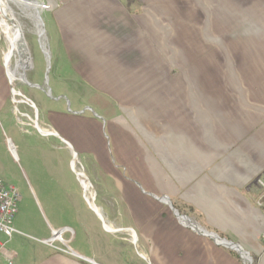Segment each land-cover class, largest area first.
Instances as JSON below:
<instances>
[{
  "label": "crops",
  "instance_id": "0c3cea01",
  "mask_svg": "<svg viewBox=\"0 0 264 264\" xmlns=\"http://www.w3.org/2000/svg\"><path fill=\"white\" fill-rule=\"evenodd\" d=\"M45 1L56 55L68 57L64 70L70 80L118 104L124 89H133L135 103L145 91L160 112L147 129L137 125L139 133L122 128L132 151L127 170L137 183L115 166L102 125L82 110L83 102H75L74 113L42 104L45 130L69 139L70 157L79 156L100 173L148 245L164 249L162 264H248L180 223L171 208L243 249L250 264H264V0ZM1 33L0 111L13 102ZM55 80H61L58 71ZM94 104L112 115L106 102ZM97 204L88 207L106 221ZM104 221V233L117 232ZM61 230L71 232L67 226ZM45 241L55 252L43 251L35 264H81L75 253ZM10 242L5 250L15 264Z\"/></svg>",
  "mask_w": 264,
  "mask_h": 264
},
{
  "label": "rangeland",
  "instance_id": "374dc122",
  "mask_svg": "<svg viewBox=\"0 0 264 264\" xmlns=\"http://www.w3.org/2000/svg\"><path fill=\"white\" fill-rule=\"evenodd\" d=\"M28 1L41 7L46 4L45 0ZM5 7L1 18L15 32L16 51L11 54L10 65L16 70L12 81L19 103L15 104L13 100L11 106L7 105L0 111V180L7 186L14 187L19 194L17 213L12 223L17 234L13 235L8 245V249L17 254L15 264H35L43 251L50 254L55 252L42 242L52 237L51 227L61 230L64 226L71 230L62 236L66 243L52 244L70 255L75 253L81 258L78 260L81 264H88L82 258H91L94 264H162L164 249L148 245L134 218L123 208L122 200L106 181L103 183L97 170L85 164L83 156V161L79 156L76 160L75 157H70V140L64 139L62 134L47 137L52 135L41 132L31 121L35 120L44 130L49 129L41 119L42 104L51 107L57 105L62 110L74 113L75 102H83L86 105L82 110L87 108L86 113L101 123V133L109 144L115 166L126 170L125 178L137 183V175L127 170L132 151L128 150L127 135L122 132V128L127 125L133 128L132 131L139 133L137 125L147 129L152 120L154 123L158 122L157 115L160 112L156 111V106L149 101V97L145 98V91L141 94L144 97L141 103L139 100L135 103L133 89H122L121 96L123 95L124 100L118 104L104 92L78 87L79 82L70 80L67 72L65 73L68 57L56 55L60 50L54 39L50 8H36L45 38L39 40L38 27L27 20L17 6L7 2ZM7 15H12L23 31L31 65L30 60L18 57L19 36L15 26L6 19ZM1 36L4 46L8 48L3 31ZM7 48H4V54ZM27 67L26 81L37 85L36 87H29L19 80V74ZM57 71L62 81L55 80ZM12 98L14 99L13 90ZM58 98L61 100L56 101ZM99 100L106 102L105 106L113 110L112 115L95 109L94 103ZM74 161L77 172H82V176H78L73 169ZM104 197L107 199L104 200ZM88 202L97 207H100L97 203H102L106 221L104 217L101 220L96 216L91 207H88ZM97 217L103 229L104 221L106 226L117 231L110 235L120 236L123 240L104 233ZM159 224L157 220V225ZM130 229L134 232L133 242H130Z\"/></svg>",
  "mask_w": 264,
  "mask_h": 264
},
{
  "label": "built area",
  "instance_id": "2783aa9c",
  "mask_svg": "<svg viewBox=\"0 0 264 264\" xmlns=\"http://www.w3.org/2000/svg\"><path fill=\"white\" fill-rule=\"evenodd\" d=\"M260 185L264 190V181H261ZM18 201L19 194L16 189L12 186H7L2 180H0V236L3 237V240H0V264L2 261L7 264H13L14 261V255L8 253L5 250V246L12 239L13 235L17 234L12 227V223L15 214L17 213ZM64 233H66L65 230L52 231V238L45 241V243L51 246L54 242L65 244V241L62 238ZM262 238L264 239V233ZM58 250L62 249L58 248Z\"/></svg>",
  "mask_w": 264,
  "mask_h": 264
},
{
  "label": "bare ground",
  "instance_id": "6f19581e",
  "mask_svg": "<svg viewBox=\"0 0 264 264\" xmlns=\"http://www.w3.org/2000/svg\"><path fill=\"white\" fill-rule=\"evenodd\" d=\"M3 2V5L2 7L0 8L1 12H0V29L3 31L4 35H5V40H7V43H8V51L6 53V56H5V66H6V69H7V76H8V79H9V82L11 83V87H12V90L14 92V103L17 104L19 103V101L17 100V98L15 96L18 95V93L16 91H14L13 87H14V81L13 80V76L16 72V70L14 68L11 67L10 65V57H11V54L13 51H16V41H15V32L14 30L1 18V15H2V12H3V9H5V4L7 2L17 6V8H19L24 17L27 18V20H30L31 23H34L36 25V27H38V35H39V40H43L45 39L44 38V32H43V29L41 27V23H40V20L38 19V16H37V9L34 6H31L29 5L27 2H25L24 0H2ZM10 7V6H9ZM10 9V8H9ZM46 45V44H45ZM7 46V45H6ZM45 47V46H44ZM7 48V47H6ZM48 53V52H47ZM16 67V66H15ZM15 80V79H14ZM29 120H31V118L28 117ZM33 121L34 123V126L40 130L41 132L45 133L46 135H52V136H56L55 134H53V132L51 131H46V130H43L40 126H38L37 122L35 120H31ZM74 159L76 160V156L74 154ZM77 162V161H76ZM73 169L75 170L76 174L78 176H82V172H77L76 170V163L74 161L73 163ZM84 187V186H83ZM89 189V186L87 185L86 186V190ZM85 190V191H86ZM92 196V195H91ZM132 233V232H131Z\"/></svg>",
  "mask_w": 264,
  "mask_h": 264
},
{
  "label": "water",
  "instance_id": "95a60500",
  "mask_svg": "<svg viewBox=\"0 0 264 264\" xmlns=\"http://www.w3.org/2000/svg\"><path fill=\"white\" fill-rule=\"evenodd\" d=\"M25 2H27L29 5L31 6H37L36 8H41L43 9L44 6L41 7V5H38V4H35V3H32V2H29L28 0H24ZM3 5V2L2 0H0V8L2 7ZM1 12V10H0ZM37 16H38V19L40 20V17H39V13L37 12ZM6 19L12 24L15 26V29L17 30V33H18V36H19V42H20V46H19V52H18V57L21 59H28L30 60V65H31V59H30V55H29V51H28V48H27V45H26V42H25V39H24V34H23V31L20 27V25L17 23V21L13 18L12 15H7L6 16ZM4 67H5V70H6V73H7V69H6V66L4 64ZM30 67V66H29ZM29 67L25 68L21 74H19V80L21 83H24L26 84L27 86L29 87H36V85L34 84H30L26 81V73L29 69ZM9 80V79H8ZM11 85V83H10ZM40 88V87H38ZM41 90H43V88H40ZM48 95V94H47ZM34 130V129H33ZM77 155V154H76ZM161 201H167L166 199H161ZM172 212L174 213L176 219L181 223H183V225H185L186 227H188L189 229L195 231L196 233L200 234V235H204L210 239H212L217 245L219 246H222L226 249H229V250H232V251H235L236 253L239 254V256L241 258H243L248 264H250V260L248 259L249 257L246 255V253L244 252L243 249L237 247L236 245L226 241V240H222V239H219L218 237H215L214 235L210 234V233H206V232H203L201 229H199L198 227H196L193 223L189 222L188 219H186V217H183V216H180L173 208H171Z\"/></svg>",
  "mask_w": 264,
  "mask_h": 264
}]
</instances>
